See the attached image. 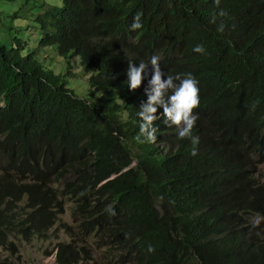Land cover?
<instances>
[{"label": "trees", "instance_id": "1", "mask_svg": "<svg viewBox=\"0 0 264 264\" xmlns=\"http://www.w3.org/2000/svg\"><path fill=\"white\" fill-rule=\"evenodd\" d=\"M41 8L38 46L65 60L63 74L22 39L0 42L1 245L15 253L11 235L47 239L68 199L83 230L109 246V263L264 264V226L250 221L264 216V0H62ZM137 13L143 27L132 31ZM153 55L166 75L198 81L197 145L164 123L163 109L156 142H140L152 69L135 92L127 69L151 67ZM74 59L94 72L86 98L67 86ZM71 227H61L71 240L57 245L56 264L91 262ZM0 264L16 263L0 255Z\"/></svg>", "mask_w": 264, "mask_h": 264}, {"label": "rangeland", "instance_id": "2", "mask_svg": "<svg viewBox=\"0 0 264 264\" xmlns=\"http://www.w3.org/2000/svg\"><path fill=\"white\" fill-rule=\"evenodd\" d=\"M61 4L62 0H0L1 44L11 46L14 38L18 37L26 42L27 52L35 51L37 58L43 61L53 73L63 74L65 60L57 55L54 48L38 46L40 31L36 20L37 15L44 10V8H41L42 6H60ZM71 65H73V69H71L70 75L66 77L67 86L77 96L86 98L91 88L88 79L94 72L81 66L77 59L71 61ZM98 95L99 93L96 94V99L99 97ZM2 104L3 102L0 103V105ZM62 183L54 185L61 186ZM63 201V213L57 217L58 221L53 226L49 239L43 240L35 237L30 240H18L15 238L13 239L17 242L15 253L3 251L1 256L7 257L8 261H13L16 264H55L54 255L46 256L45 252L53 248L58 242L69 240V237L60 229L63 224H66L73 226L71 228H75V233L82 236L85 248H89L90 253L93 255L94 259L91 262L81 264H115L109 263L110 249L101 236L85 232L81 226L80 218L73 214V203L68 199H63ZM23 206L24 204H22ZM28 212L29 210L26 213ZM250 221L264 226V216L251 217ZM9 240H12V237Z\"/></svg>", "mask_w": 264, "mask_h": 264}, {"label": "clouds", "instance_id": "3", "mask_svg": "<svg viewBox=\"0 0 264 264\" xmlns=\"http://www.w3.org/2000/svg\"><path fill=\"white\" fill-rule=\"evenodd\" d=\"M215 3L218 6L219 0H215ZM219 15L223 17L226 15V12L221 10ZM141 16L142 13H137V15L134 17L133 23L131 25L132 31L139 30L143 27L142 23L140 22ZM213 22H215V20H213ZM218 30L223 31L224 26L221 25ZM193 51L203 54L205 50L202 45H197ZM159 60L160 58L158 56L153 55L150 59L151 67H149V65L144 62H140L138 67L133 63H128L127 84L129 90L132 92H135L141 88L148 69H152L151 79L148 81L147 88H145L147 101L141 104L140 111L138 113L142 121L140 123V136L145 138L140 142H156L157 127L155 126V122L161 118V115H157V112L158 109H163L162 116L164 117V123L168 127L175 126L179 130L178 135L180 139L189 138L192 140L193 145H197L199 143V138L192 136V130L196 124V121L199 119L198 115L195 114V110H197L200 106V90L198 87V81L192 76L191 73L183 75L177 74L175 76L170 74L166 75L159 66ZM165 76L166 79L164 78ZM177 81L179 83H177ZM169 92H171L170 95ZM140 136L137 137L138 140L140 139ZM191 154L193 156L197 155V150L195 147L193 148ZM134 164L135 163L132 165L134 166ZM109 211H111L112 215H115V212L112 211L111 208ZM52 228L48 233L49 236L47 239L51 237ZM4 229L8 230V227L2 228V231L0 232V255L3 251H10L7 250L4 245H1L2 240L7 234ZM60 229L63 230L62 228ZM63 232L65 233L64 230ZM65 235L67 236L66 233ZM10 237H12V240H9ZM35 237L40 238L38 233H31V236L28 239H33ZM9 238L8 240L15 242L16 245L17 242L13 239H24L21 236L14 235L9 236ZM70 240L71 239L69 238L68 241L58 242L53 248L46 251L45 255H54V262L56 264V255L58 251L57 245L59 243L69 242ZM148 251L150 253L154 252V248L149 247Z\"/></svg>", "mask_w": 264, "mask_h": 264}]
</instances>
